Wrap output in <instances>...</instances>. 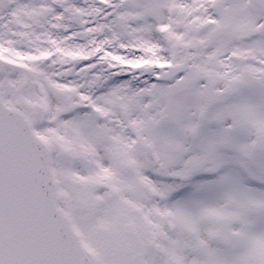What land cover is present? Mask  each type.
I'll return each mask as SVG.
<instances>
[{
    "label": "snow or ice",
    "instance_id": "6c2138e0",
    "mask_svg": "<svg viewBox=\"0 0 264 264\" xmlns=\"http://www.w3.org/2000/svg\"><path fill=\"white\" fill-rule=\"evenodd\" d=\"M0 264H264V0H0Z\"/></svg>",
    "mask_w": 264,
    "mask_h": 264
}]
</instances>
